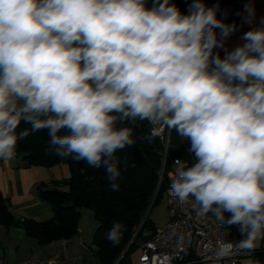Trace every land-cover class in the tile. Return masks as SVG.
<instances>
[{
  "label": "clouds",
  "instance_id": "9594fccd",
  "mask_svg": "<svg viewBox=\"0 0 264 264\" xmlns=\"http://www.w3.org/2000/svg\"><path fill=\"white\" fill-rule=\"evenodd\" d=\"M254 12L245 5V23ZM236 30L204 0L187 14L170 0H0V159L47 130L57 156L104 168L118 191L132 125L148 121L149 142L174 129L195 162H173L170 194L239 227L217 258L251 256L264 240V27L221 57ZM21 122L31 129L17 133ZM122 228L105 238L119 244Z\"/></svg>",
  "mask_w": 264,
  "mask_h": 264
},
{
  "label": "trees",
  "instance_id": "16d2710c",
  "mask_svg": "<svg viewBox=\"0 0 264 264\" xmlns=\"http://www.w3.org/2000/svg\"><path fill=\"white\" fill-rule=\"evenodd\" d=\"M175 1L170 0V3H175ZM211 1L216 3L217 15L222 5L231 4L232 12L222 21L227 24L235 23L237 28L243 26L246 0H204V3L208 6ZM191 3L192 0H179L181 13L187 14ZM146 6L152 7L153 0H146ZM216 31L219 33L220 30L216 29ZM215 51H218L222 57L219 49ZM132 127L136 143L116 153L121 171L118 191L111 190L112 182L108 179L104 168H92L83 160L76 161L72 157L57 156L54 147L49 144L47 130L31 133L27 138L18 140L16 154L23 155L26 165L51 167L66 164L70 176L66 180H53L38 185L40 198L48 203L53 213V217L47 221L16 219L10 211L8 199L0 192V225L21 227L26 235L42 244L67 240L78 233L80 208L83 207L79 203L87 204L96 209L94 213L96 227L92 236L96 264H114L126 248L149 206L157 188L163 160L160 152L164 147L159 137L151 142L144 139L151 128L149 122L137 120ZM23 129H31V125L21 122L16 131L19 133ZM64 134L66 133H60V135ZM174 157L183 158L184 153L181 150L179 135L171 129L168 160L153 205L162 194H165L168 183L166 173L170 167V159ZM230 215L231 213H225L226 218ZM116 222L123 226V234L119 244L113 245L105 238V234ZM155 227L148 215L119 264H129V255L136 248L137 241L146 239L148 235L145 236V233H151ZM252 260L264 264V248L259 249L253 255ZM187 264L199 263L189 262Z\"/></svg>",
  "mask_w": 264,
  "mask_h": 264
},
{
  "label": "crops",
  "instance_id": "0c3cea01",
  "mask_svg": "<svg viewBox=\"0 0 264 264\" xmlns=\"http://www.w3.org/2000/svg\"><path fill=\"white\" fill-rule=\"evenodd\" d=\"M254 9V16L250 23L230 35L225 41L224 49H219L222 57L225 51H231L235 47L245 43L241 37L253 28L264 27V8L260 0H246ZM233 6L222 5L217 19L222 20L230 15ZM245 15H247L245 13ZM70 172L66 164H57L51 167L40 165H26L22 154H16L10 161L0 159V192L8 199L10 211L16 219H33L36 221H47L53 217L52 210L47 202L39 196L38 185L42 182L62 181L69 178ZM65 189V188H62ZM93 211L90 208H80V220L78 233L67 240H56L51 243L42 244L26 235L21 227L0 225V257L10 262H19L27 258H38L44 261L54 259L52 264H96L93 259L88 258V249L93 247L92 236L96 222L88 233L82 224L83 217H87ZM88 247V249H87ZM264 248V240L259 242L258 249ZM94 249V248H93ZM252 259V258H251Z\"/></svg>",
  "mask_w": 264,
  "mask_h": 264
},
{
  "label": "built area",
  "instance_id": "2783aa9c",
  "mask_svg": "<svg viewBox=\"0 0 264 264\" xmlns=\"http://www.w3.org/2000/svg\"><path fill=\"white\" fill-rule=\"evenodd\" d=\"M260 3L264 8V0H260ZM150 126L152 127V125ZM169 132L170 129L163 127L160 136H158L163 143V150H167L162 160L163 173L168 160ZM179 141L184 157L170 159V167L166 173L168 178L165 189L167 221L163 226H156L151 233H145V236L148 235L146 239L137 241L136 248L129 255V264H187L189 262L199 264H245L243 258H252L259 251L258 248L251 256L233 254L231 257L220 259L215 255V245L218 240H230L235 243L243 239L238 226H225L212 217L211 213L203 217L198 216L196 210L192 207L193 200L191 197L186 202H180L170 194V173H173L175 169L173 162L180 159L186 161L189 166L195 162L194 156L188 151L190 141L184 140L180 136ZM42 262L38 258L10 262L0 257V264H40ZM44 262L52 264L55 260L48 259Z\"/></svg>",
  "mask_w": 264,
  "mask_h": 264
},
{
  "label": "rangeland",
  "instance_id": "374dc122",
  "mask_svg": "<svg viewBox=\"0 0 264 264\" xmlns=\"http://www.w3.org/2000/svg\"><path fill=\"white\" fill-rule=\"evenodd\" d=\"M149 218L153 221L155 226H163L166 221V196L162 194L158 201L152 206L149 211ZM94 212L90 211L87 217H83L82 224L84 226V230L86 233L92 229L93 225L95 224ZM88 249V247H87ZM88 258L89 260L93 259L95 261L94 249L91 247L88 249ZM251 259L250 257L243 258V262L245 263L246 260Z\"/></svg>",
  "mask_w": 264,
  "mask_h": 264
},
{
  "label": "water",
  "instance_id": "95a60500",
  "mask_svg": "<svg viewBox=\"0 0 264 264\" xmlns=\"http://www.w3.org/2000/svg\"><path fill=\"white\" fill-rule=\"evenodd\" d=\"M174 4L179 8V0H176ZM215 4H216L215 1H211V2L208 3V7H213V6H215ZM170 134H171V129H170V132H169L168 141H169V139H170ZM166 153H167V150H163L162 152H160V154L162 155V157L165 156ZM162 176H163V167L161 168V171H160V176H159V181H158V184H157V188H156V190H155V192H154V195L152 196V199H151V201H150V203H149V206H148L147 210L145 211V213H144V215H143V218H142L140 224L138 225L137 229L135 230L134 234L132 235V237H131L129 243H128L127 246H126V248L123 250L122 254L120 255V257L118 258V260H117L114 264H118L119 260L122 258V256L124 255L125 251H126L127 248L129 247V245L131 244V242L135 239V237H136V235L138 234L139 230L141 229V227H142L144 221L147 219L148 214H149V211H150V209H151V206H152V204H153V202H154V200H155V197H156V194H157V191H158L159 184H160V181H161V179H162ZM79 205H80V206H83V207H85V208L88 207V208L92 209L94 213L96 212V209H95V208H91V207H89L87 204H83V205H82V203L80 202Z\"/></svg>",
  "mask_w": 264,
  "mask_h": 264
}]
</instances>
